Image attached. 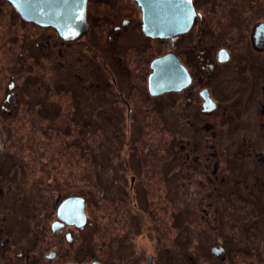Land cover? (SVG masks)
I'll return each mask as SVG.
<instances>
[{"label":"flooded vegetation","instance_id":"obj_1","mask_svg":"<svg viewBox=\"0 0 264 264\" xmlns=\"http://www.w3.org/2000/svg\"><path fill=\"white\" fill-rule=\"evenodd\" d=\"M192 8L185 32L152 37L145 32L144 10L137 1L87 0L88 28L79 38L57 35L55 39L43 32L37 46H46L47 55L58 48L64 65L74 55L82 63L85 52L95 54L94 46H100L88 37L106 34V39H95L105 42L102 49L109 60L97 66L93 60L87 61L91 80L76 72L74 76L85 82L84 89H95L97 96L100 89L110 90L114 113L105 115L111 124H147L144 116L151 112L143 110L141 102H154L156 113L167 99L175 104V115L177 109L185 114L183 125L193 134L187 141L175 134V147L180 148V153L175 151L180 165L176 164L178 171L185 165L181 171L184 182L190 180L206 190V198H201L206 207L198 208L197 214L205 218L206 231L216 232L210 236L211 245L206 251L182 254L180 234L169 240L162 220L153 217L151 225L157 228L146 226L137 239L133 236L138 230L121 234L115 229L96 243L99 231L93 232L96 223L87 212L89 199L63 194L57 190L59 183H54L47 185L55 187L47 197L35 201L42 205L35 208L38 216L29 224L27 237L34 241L28 242V249L15 245L13 231L0 221V264H264V0H192ZM94 29L100 31L93 33ZM243 48L248 52L243 53ZM169 54L175 58V90L153 93L149 81L152 64ZM14 95L15 101L6 103L5 110H18ZM0 139L1 156L5 144ZM238 157L242 165L234 160ZM125 170L132 171V167ZM136 177L130 178L129 190H135ZM72 197L83 199L82 212L76 205L62 208ZM23 203L19 185L4 176L0 180V214L14 216ZM110 220L116 223L115 217ZM24 227L28 229V224ZM246 228L252 234L250 240Z\"/></svg>","mask_w":264,"mask_h":264},{"label":"rangeland","instance_id":"obj_2","mask_svg":"<svg viewBox=\"0 0 264 264\" xmlns=\"http://www.w3.org/2000/svg\"><path fill=\"white\" fill-rule=\"evenodd\" d=\"M97 31L100 30L94 29L93 33ZM43 32L57 39L55 29L25 21L7 0H0V136L5 144L0 156V180L6 176L7 181L19 185L24 201L21 211L10 217L2 212L0 221L13 231L14 244L29 248L28 242L34 241L27 237L29 224L38 216L35 208L42 205L35 201L55 189L47 185L59 183L57 190L63 194L89 199L87 212L96 223L93 232L99 231L95 233L96 243L106 240L107 232L115 229L121 234L138 230L133 236L137 239L146 226L157 228L151 225L153 217L162 220L169 240L180 234L182 254L206 251L213 240L210 236L216 234L205 230L208 224L197 214L198 208L205 206L201 198H206V190L190 180L183 181L181 171H185V165L178 171L180 163L175 157V151L180 153V148L175 147V134L181 135L182 141L193 134L188 125H183L185 114L177 109L175 115V104L164 99L157 114L154 102H141L143 110L151 112L144 116V126L140 122L132 126L109 123L105 114L114 113L110 90L100 89L97 96L95 89H84L85 82L74 76L76 72L91 80L90 67H85L87 61L93 60L97 66L109 60L102 49L105 42L95 39H106V34L88 37L89 42L100 45L94 46L95 54L85 52L82 63L74 55L71 63L68 60L64 65L58 48L47 55L46 46H37ZM150 70L149 67L146 77ZM12 81L14 90L10 89ZM11 91L18 97L16 111L4 109ZM125 156L130 157L129 161L124 162ZM234 160L243 164L240 157ZM126 164L132 171L125 170L129 166ZM133 175L138 182L134 191L129 190ZM123 199L129 212L125 211ZM219 202L217 198L216 204ZM127 214L133 216L125 218ZM146 214L150 217L146 218ZM113 217L116 223L110 220ZM245 234L248 240L253 238L247 228Z\"/></svg>","mask_w":264,"mask_h":264},{"label":"water","instance_id":"obj_3","mask_svg":"<svg viewBox=\"0 0 264 264\" xmlns=\"http://www.w3.org/2000/svg\"><path fill=\"white\" fill-rule=\"evenodd\" d=\"M27 22L52 27L63 38L77 39L88 28L86 21L87 0H7ZM144 10V29L148 36L168 37L185 32L191 23L192 0H135ZM150 88L159 94L175 90V58L162 56L152 64ZM181 69L185 68L181 65ZM182 71V73H183ZM187 82V81H186ZM188 83V82H187ZM185 83V84H187ZM14 83L10 84L12 90ZM14 92L6 103L14 102ZM1 152V139H0ZM84 201L78 197L67 199L62 208L78 206L82 212Z\"/></svg>","mask_w":264,"mask_h":264},{"label":"bare ground","instance_id":"obj_4","mask_svg":"<svg viewBox=\"0 0 264 264\" xmlns=\"http://www.w3.org/2000/svg\"><path fill=\"white\" fill-rule=\"evenodd\" d=\"M152 69H153V67H152ZM12 82H13V81H12ZM12 82H11V83H12Z\"/></svg>","mask_w":264,"mask_h":264}]
</instances>
